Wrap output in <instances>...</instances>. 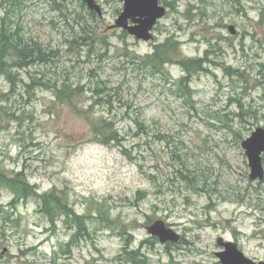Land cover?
Returning <instances> with one entry per match:
<instances>
[{
	"label": "rangeland",
	"instance_id": "1",
	"mask_svg": "<svg viewBox=\"0 0 264 264\" xmlns=\"http://www.w3.org/2000/svg\"><path fill=\"white\" fill-rule=\"evenodd\" d=\"M95 1L102 16L83 0H0V33L6 23L60 54L13 69L14 83L0 75V167L35 188L18 201L0 187V264H220L219 238L264 261V180L250 179L242 148L264 128V0H161L168 12L153 42L110 29L123 0ZM88 31L94 40L70 45ZM168 38L204 61L189 92L179 66L143 64ZM46 79L78 90L76 108L32 85ZM98 119L112 123L116 142L95 141ZM53 189L89 220L74 244L75 229H55L42 213ZM101 209L108 222L96 219ZM157 220L181 242L150 236Z\"/></svg>",
	"mask_w": 264,
	"mask_h": 264
},
{
	"label": "trees",
	"instance_id": "2",
	"mask_svg": "<svg viewBox=\"0 0 264 264\" xmlns=\"http://www.w3.org/2000/svg\"><path fill=\"white\" fill-rule=\"evenodd\" d=\"M92 15L95 19V15L93 13ZM88 32H85V35H76L74 41L70 42V45H74V48H76V45H87L88 40H94L92 37L95 36V33L93 32L92 35V31ZM123 35L125 37L127 33L123 32ZM172 38H168L164 43L156 45L153 53L145 57L143 64L150 71L164 70L167 65L179 66L187 75L180 80V87L184 91L189 92V84L193 75L204 70V61L202 59H189L185 57L179 41ZM59 55L55 51H46L37 43H26L17 31H12L6 23H3L1 26L0 75L6 77L11 83H14L13 69L17 68L21 70L30 67L31 63L28 62L29 60L47 66L49 65L48 63L55 62L56 56L59 57ZM234 76L240 77L241 74L237 71ZM57 82L52 84L50 80L46 79L39 80V83H37L33 80L32 85L54 91L58 102L76 108L75 100L78 90L72 89L66 81H62L60 84ZM87 121L89 122L90 118L87 117ZM137 124L140 128L145 126V122L137 121ZM90 133L94 136L96 142L104 145H110L118 140L112 123L104 119L93 121L90 125ZM0 187L10 190L18 201L28 200L34 195L35 190L28 183V179L24 174L18 173L15 176H10L2 167H0ZM40 202L42 203L41 209L44 218L49 220L52 227L56 229L57 223L60 221L68 229H75V233L71 238L72 244L76 243L81 237L84 238L90 234V223L87 215H78L75 212L65 191L60 192L57 189H53L44 194L40 198ZM96 219L103 223L109 221L104 209L98 211ZM71 247L69 244V251H71Z\"/></svg>",
	"mask_w": 264,
	"mask_h": 264
},
{
	"label": "water",
	"instance_id": "3",
	"mask_svg": "<svg viewBox=\"0 0 264 264\" xmlns=\"http://www.w3.org/2000/svg\"><path fill=\"white\" fill-rule=\"evenodd\" d=\"M88 7L102 16V8L95 0H84ZM167 14V8L161 4V0H124L123 12L116 20L114 29H122L129 33L138 41L151 42L154 40L153 31L159 20ZM230 31L234 34V28ZM242 148L248 158L250 167V179L252 181L264 180V128L260 127L252 133L250 137L242 143ZM151 236L157 237L162 244H178L181 241V235L173 228L167 226L163 220H158L147 228ZM219 247L223 251L216 256L221 264H264V261H254L240 251L238 245L232 241L218 239Z\"/></svg>",
	"mask_w": 264,
	"mask_h": 264
}]
</instances>
